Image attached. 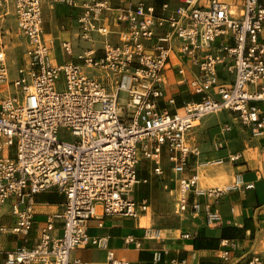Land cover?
<instances>
[{
    "label": "built area",
    "instance_id": "1",
    "mask_svg": "<svg viewBox=\"0 0 264 264\" xmlns=\"http://www.w3.org/2000/svg\"><path fill=\"white\" fill-rule=\"evenodd\" d=\"M43 1L0 0V264H86L70 253L87 246L107 251L103 264H130L108 249L107 236H90L88 224L150 212L149 200L135 197L136 186L148 184L139 175L145 163L155 176L165 168L175 175L176 213H203L207 226L218 224L220 216L191 203L189 193L216 202L243 187L242 178L199 191L197 175H186L193 171L190 158L199 154L188 136L205 117L225 113L230 124L223 132L239 127L264 141V0H128L115 6L87 0L78 7L79 52L62 42L63 55L73 61L61 64L44 39ZM51 3L77 8L75 0ZM9 12L24 41L12 79L8 51L14 37L4 26ZM94 36L104 40L100 47ZM177 83L192 97L179 108L167 93ZM220 149L223 157L215 163L241 157ZM47 191L64 202L35 225V197ZM259 212L264 220V204ZM141 229L140 239L127 236L124 244L140 249L143 241H162L161 230ZM260 233L264 240V226ZM7 236L19 245L3 249ZM161 255L155 250L153 261ZM201 264H264V255L223 239L214 261Z\"/></svg>",
    "mask_w": 264,
    "mask_h": 264
},
{
    "label": "crops",
    "instance_id": "2",
    "mask_svg": "<svg viewBox=\"0 0 264 264\" xmlns=\"http://www.w3.org/2000/svg\"><path fill=\"white\" fill-rule=\"evenodd\" d=\"M87 0H75L77 8H72L64 5L52 4L51 0H44L42 2V14L46 16V12L55 7V17L58 21L55 25V34L47 33L44 29V39L51 46L52 55L57 51L60 52V44L62 42H71L77 45L76 32H77V17L80 15L78 8ZM208 0H200L201 4H206ZM225 3L233 4L234 0H222ZM58 7L64 8L59 10ZM4 26L12 33L10 37L15 35L17 37L18 30L16 23L11 13L4 20ZM15 40V39H14ZM13 40V41H14ZM20 40L21 48H14L13 51L18 49L21 51L20 56L16 57L19 64L22 61L24 41ZM115 38L113 37L112 41ZM11 47L8 51L9 61H12ZM15 54V52H13ZM63 54V53H62ZM63 57V56H62ZM62 57L56 63L61 64L65 62ZM65 57V55H64ZM167 87V86H166ZM168 94L174 95L176 98V107L179 108L183 101L192 99L191 95L187 92L186 88L180 83L168 86ZM226 124H230V120L225 113ZM203 120V119H202ZM201 120V121H202ZM200 124V123H199ZM225 124V123H224ZM223 129V128H222ZM194 130V129H193ZM234 134H238L240 145L229 148L228 144L232 141L230 136L218 144V148L227 149L228 153L240 154V159L236 163H229L231 169L226 167L228 179L230 176L239 174L242 178L244 186L245 183L250 184L251 188L233 189L226 193L218 201L212 198H207L205 195L198 194L192 190L189 193V201L191 203L197 202L203 208L211 212H215L220 216L218 224L207 226L204 214H193L188 212L186 214H179L181 216L175 223L169 224L168 228L164 229L162 241H143L140 249H135L133 245L126 246L124 239L127 236L140 239L142 234L143 225L141 222L148 218V214H142L137 219L119 218V217H104L101 221H90L88 224V234L92 237L108 238V249L112 250L115 257L124 259L130 264H169L171 260L184 261L185 264H201L210 263L214 261L216 251L219 247V242L223 239H236L239 241L241 248L250 249L256 253L264 255V240H262L260 230L264 226V220L259 212V206L264 204V141L252 139L243 129L239 127H232ZM230 130V131H231ZM229 131V132H230ZM225 132L222 131L223 137ZM189 140V139H188ZM233 140H236L233 138ZM196 148V147H195ZM197 149V148H196ZM254 155L257 158H254ZM223 157V150H218L215 154V159ZM199 158V154L198 157ZM191 162V161H190ZM198 160L192 161V167L196 164H201ZM191 164V163H190ZM196 175L197 170L192 168ZM188 175V174H186ZM211 175V174H210ZM190 176V174L188 175ZM212 176V175H211ZM142 178V177H141ZM172 180L166 184L169 188L170 194L175 191L176 185L172 188ZM143 186V185H142ZM199 184L197 185V189ZM149 189V188H148ZM150 190V189H149ZM148 194L140 193L139 185L136 186L135 197L137 201L142 200ZM64 197L57 194L55 191H47L35 197L34 213L35 225L41 224L46 215L57 213L61 210ZM101 223V227H98ZM36 227V226H35ZM190 234L191 239H183V234ZM37 232L34 231L29 235V246L34 243ZM55 235L59 232L55 231ZM20 241L15 236H7L2 239V248L5 250H12ZM155 250L162 251L161 260L159 262L153 261V252ZM258 250V251H255ZM107 251L97 249L95 247H82L73 250L70 253V258L79 260L86 264H103L106 260ZM2 258L0 257V263Z\"/></svg>",
    "mask_w": 264,
    "mask_h": 264
},
{
    "label": "rangeland",
    "instance_id": "3",
    "mask_svg": "<svg viewBox=\"0 0 264 264\" xmlns=\"http://www.w3.org/2000/svg\"><path fill=\"white\" fill-rule=\"evenodd\" d=\"M110 1L115 6V5H119L123 1L125 2L128 0H110ZM154 1L158 5L163 0H160L159 3H157L159 0H154ZM235 1L236 0H234V2ZM58 9L61 11L64 8L58 7ZM46 13H47L46 16H44V21H45L44 29H46L47 33H52L54 35L55 25L58 22L55 17V7L48 10ZM15 35H13L15 40L13 39L14 41H12L11 45H9L12 50L11 52L12 61H9L11 79L15 77V69L17 67L15 63L18 61V59H16L15 56L18 57L21 54V51L19 52L18 49L13 51L14 48H17V47L21 48L20 40H18V38ZM94 39L97 41L98 47H100L102 42L104 41L102 38L98 36H94ZM76 47H77L76 45H73V50L75 54L79 52ZM83 47L86 48L87 45H83ZM13 52H15V54ZM61 57H62V60L63 59L65 60V62L73 61L72 58L69 56L65 55L64 57V55L62 54V52L58 50V48H57V51L51 56V58L57 59L58 61L60 60ZM91 73H95V72L92 71ZM226 120H227L226 116L220 113L213 115V116L205 117L200 122V124L189 133L188 139H189L191 148L193 149L194 147H196L197 151L199 152V158H196V157L190 158L191 167H192V161L198 160L199 162H203V163L212 162V160L214 161L215 154L218 149L217 147L218 144L222 143L225 137L228 138L230 136V133L232 135L234 134L233 133L234 131L231 130L230 132L229 131L225 132L224 133L225 136L223 137L222 128L227 123ZM62 137L66 140L69 139L66 134H63ZM239 137L240 136L238 134H234L233 136H231L232 141L228 144V147L232 149L236 147L238 144L240 145ZM233 138H235L236 140H233ZM15 153H16L15 147H12V149L10 150L11 157H14ZM255 158L257 157L255 156ZM225 162L226 161H224V163L217 164V166H214V167H221L224 172L228 173L225 168L228 167L231 169V166L230 164H226ZM198 166L199 164H196L193 167L194 169L197 170ZM151 168L152 167L150 164L145 163V164H142L140 171H139L140 178L142 177V178L148 179L147 185H143V186L139 185V191L140 193H144L146 195L148 194L149 196L144 197V198H147L150 202V212L147 216L148 218L143 220L141 224L143 225V227L152 226L153 228L159 229L162 231L161 235H163L164 229L168 228V226H170L169 224L175 223L181 217L179 216L178 213L175 212L176 192L174 191L170 194L169 188L166 187V184H168L170 180L175 179V175L170 173L169 170L165 168V172L163 176H155L152 174ZM187 174L193 175L195 174V172L189 171L187 172ZM208 177H209L208 178L209 180L213 178V176L211 175ZM233 183H234V176L232 175L230 176V179H228L224 185H221L218 188L223 189L225 185L227 184L232 185ZM173 185H172V188L174 187ZM208 189H205V190H208ZM98 215L100 216L101 214L99 213ZM255 251H258V250H255Z\"/></svg>",
    "mask_w": 264,
    "mask_h": 264
},
{
    "label": "bare ground",
    "instance_id": "4",
    "mask_svg": "<svg viewBox=\"0 0 264 264\" xmlns=\"http://www.w3.org/2000/svg\"><path fill=\"white\" fill-rule=\"evenodd\" d=\"M217 164H221V163H215L212 160V162L201 163L198 166L197 182L199 184L198 187L199 191H203L205 189L213 188V187L218 188L227 182L228 175L223 171L221 167H214L217 166ZM210 174L213 176V178L211 179L212 181L208 179L209 178L208 176H210ZM244 184L250 186V184H247L245 182ZM230 185L231 184H227L225 186H230ZM161 237H163V235H161Z\"/></svg>",
    "mask_w": 264,
    "mask_h": 264
},
{
    "label": "trees",
    "instance_id": "5",
    "mask_svg": "<svg viewBox=\"0 0 264 264\" xmlns=\"http://www.w3.org/2000/svg\"><path fill=\"white\" fill-rule=\"evenodd\" d=\"M159 2H160V0L157 3H159Z\"/></svg>",
    "mask_w": 264,
    "mask_h": 264
}]
</instances>
